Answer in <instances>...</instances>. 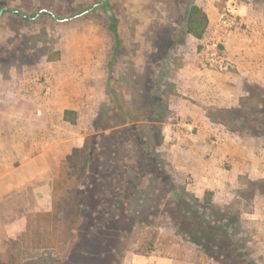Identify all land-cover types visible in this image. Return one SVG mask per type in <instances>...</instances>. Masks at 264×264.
<instances>
[{
	"label": "rangeland",
	"instance_id": "obj_1",
	"mask_svg": "<svg viewBox=\"0 0 264 264\" xmlns=\"http://www.w3.org/2000/svg\"><path fill=\"white\" fill-rule=\"evenodd\" d=\"M99 1L0 0V6L29 15L45 8L64 17ZM187 1L105 0L68 21H56L46 13L32 20L3 13L0 70L15 69L9 97L35 98L42 103L44 115L59 116L67 101L78 103L76 123L67 127L76 136L75 142L80 138L84 144L88 139L92 145L82 191L95 188L100 180L107 192L90 195L91 209L102 215L111 207V212L120 215L110 222L121 228L110 230L105 224L95 230L92 217L97 213L84 210L85 229L80 242L87 252L72 247L78 239L74 226L66 227L59 248H32L33 234L25 235V227H32V233L44 229L35 214L49 207L46 189L52 179L48 183L37 181L0 203V264H123L136 253L218 264L183 236L186 221L178 205L193 212L191 198L182 194L172 197L163 180L164 173L172 175L176 169L163 142L167 122L176 118L174 106L185 98L175 82L178 69L192 62L193 57L202 69L214 70L201 65L198 53L206 49L202 42L184 34ZM194 1L208 11L212 23L227 0ZM237 1L250 3L252 12L264 18V0ZM112 14L117 18L122 45L108 74L112 40L107 26ZM226 43L218 45L225 54ZM223 80L226 82V77ZM245 88L235 107H214L206 112L257 153L264 148V89L257 83H248ZM220 165L226 168V160ZM183 174L178 190L184 187L187 195L203 200L204 192L211 190L202 193V186L196 188L191 177ZM238 181V186L222 192L211 191L212 204L237 214L234 230L247 249L242 253L264 264V236L259 232V218L253 215L264 195V177L251 179L244 175ZM111 197L116 201L114 205L109 202Z\"/></svg>",
	"mask_w": 264,
	"mask_h": 264
},
{
	"label": "crops",
	"instance_id": "obj_2",
	"mask_svg": "<svg viewBox=\"0 0 264 264\" xmlns=\"http://www.w3.org/2000/svg\"><path fill=\"white\" fill-rule=\"evenodd\" d=\"M245 7L247 19L258 16L252 8ZM258 13L261 16L262 12ZM226 44L232 71L202 69L200 61L193 57L192 62L178 69L175 82L185 98L177 101L176 118L167 122L164 129L163 144L171 161L178 171L191 177L196 188L202 186V193L238 186V179L244 175L251 179L264 177V148L255 153L235 132L224 129L206 112L214 107H235L248 83L264 88V18L247 34L243 31L231 34ZM14 73L15 69L0 70V203L27 184L42 180L48 183L57 176L61 160L84 142L80 138L74 141L76 136L67 127L71 123L63 120V111L68 108L75 111L78 103L67 101L59 116L44 115L42 103L35 98L9 97ZM223 77L229 82H224ZM46 123L55 129H47ZM224 160L226 168L220 165ZM46 191L50 206V187ZM255 209L253 215L260 219L259 232L264 236V195ZM123 264L196 263L136 253Z\"/></svg>",
	"mask_w": 264,
	"mask_h": 264
},
{
	"label": "trees",
	"instance_id": "obj_3",
	"mask_svg": "<svg viewBox=\"0 0 264 264\" xmlns=\"http://www.w3.org/2000/svg\"><path fill=\"white\" fill-rule=\"evenodd\" d=\"M208 24L209 20L206 12L194 0H188L185 6V36L200 40ZM107 30L112 40L107 69L108 74H110L113 59L122 45L117 29V18L114 14L109 17ZM261 88L264 89L263 87ZM76 119L77 116L74 110L65 109L63 111V120L74 124ZM162 138L160 143L163 141ZM91 151L92 145L88 142V139H85L82 147H74L61 160L58 174L50 182V206L48 209L38 211L35 214L37 219H41L44 229H40L39 232L32 230V233L30 231L32 227L28 226V224L25 227V235L33 234L30 238V241L33 242L32 248H59L64 241L63 235L66 233V227L74 226L73 230H76L78 239L73 243L72 247L83 254L85 253L84 251L87 252V250L82 248L80 242L82 239L80 237H82V232L85 229V224L82 222L84 210H88V212L92 210L94 214L97 213L92 217L95 230H98V228L102 229L105 224L110 230H120V226L110 222L112 218L119 214L111 212V207L108 206L102 215L96 209H91L90 195L107 192L105 188L102 189L103 186L100 180L96 182L95 188L85 192L82 191L84 181L89 173ZM171 173L172 175L164 173L163 180L168 187L167 190L170 191L171 196L174 198H177L179 194H182L183 197L191 198L190 201L194 208L192 212L182 207L180 203L178 205L179 212H182V217L186 221L182 227L183 236L196 244L200 251H203L218 264H257L250 258L249 253H242V250L247 249L244 241L238 237V232L234 230L237 224L235 220L237 214L231 215L228 211L215 207L212 204L213 193L211 191L204 192L203 200L187 195L188 193H186L184 187L179 191L180 180L185 175L177 169H174ZM109 202L113 205L116 203L113 197L109 199ZM95 204H99V200H95ZM105 214H107V218L106 216L103 217ZM179 222L180 224L182 223L181 221ZM118 264H122V261H119Z\"/></svg>",
	"mask_w": 264,
	"mask_h": 264
},
{
	"label": "built area",
	"instance_id": "obj_4",
	"mask_svg": "<svg viewBox=\"0 0 264 264\" xmlns=\"http://www.w3.org/2000/svg\"><path fill=\"white\" fill-rule=\"evenodd\" d=\"M252 8L250 3L243 4L237 0H227L215 20L208 24L203 37L200 39L206 49L199 52L202 65L218 72H227L231 67L225 51L218 45H225L228 38L236 31L249 32L259 24V17L246 18L243 6Z\"/></svg>",
	"mask_w": 264,
	"mask_h": 264
},
{
	"label": "water",
	"instance_id": "obj_5",
	"mask_svg": "<svg viewBox=\"0 0 264 264\" xmlns=\"http://www.w3.org/2000/svg\"><path fill=\"white\" fill-rule=\"evenodd\" d=\"M104 1L105 0H100L99 2L90 5L88 8L80 11L79 13H75L73 15L64 16V17H58L54 12H52L48 9H45V8H40L37 11H35V13L33 15H29L27 13H23L21 10H19L17 8H13L10 6H0V18L3 15V13L10 12V13H15V14L21 16L22 18H27L29 20H32V19L36 18L39 14L46 13L56 21H68V20H72V19H75V18H78V17L84 15L85 13L89 12L94 7H96L97 5L102 4Z\"/></svg>",
	"mask_w": 264,
	"mask_h": 264
}]
</instances>
